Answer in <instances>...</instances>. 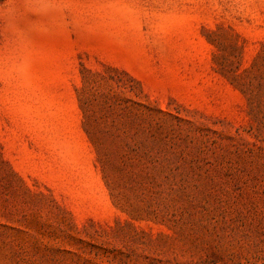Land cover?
Returning <instances> with one entry per match:
<instances>
[{
    "label": "rangeland",
    "instance_id": "obj_1",
    "mask_svg": "<svg viewBox=\"0 0 264 264\" xmlns=\"http://www.w3.org/2000/svg\"><path fill=\"white\" fill-rule=\"evenodd\" d=\"M0 264H264V0H0Z\"/></svg>",
    "mask_w": 264,
    "mask_h": 264
}]
</instances>
